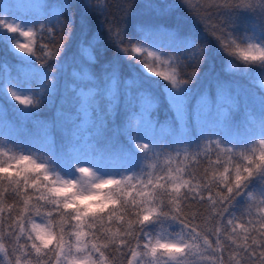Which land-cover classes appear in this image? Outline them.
Instances as JSON below:
<instances>
[{
  "label": "trees",
  "instance_id": "obj_1",
  "mask_svg": "<svg viewBox=\"0 0 264 264\" xmlns=\"http://www.w3.org/2000/svg\"><path fill=\"white\" fill-rule=\"evenodd\" d=\"M63 2L28 0V5H20L18 0H0V11L6 5L10 8L5 18L16 23L28 21L35 33L30 39L37 52L36 56L18 57L13 46L21 38L19 33H4L14 36L12 41L11 38L4 40L0 33V145L43 156L54 170L68 178L75 175L74 168L82 165V159L89 157L95 172L111 176L138 172L146 179L148 172L156 176L170 164L173 169L184 168V178L190 179L203 176L209 157L213 161L217 159L212 141H220L222 148L235 147L234 152L240 153L254 141L264 139V90L258 85L264 70H244L238 65L229 68L232 61L220 50L222 44L217 39L220 36L227 43L232 33L247 32L264 40V33L259 31V6L255 0H243L253 2V9H231L238 17L234 26L225 27L223 33L216 31L215 35L211 23L223 19L222 13L229 11L223 7L226 0H189L188 3L184 0H91L87 7L85 0H67L71 7L65 8L60 16L67 28L60 32L53 21L49 25L53 27L52 33L41 29L40 16L45 17L41 23H47L48 15L58 11ZM233 2L240 3V0ZM129 3L132 8H127ZM148 3L165 11L151 10L146 6ZM208 14L213 16L212 21L207 19ZM82 24L86 25L83 32ZM139 24L176 30L178 43L191 41L205 49V59L195 69L197 76L179 93L171 89L168 81L148 72L142 62L147 61L154 71L183 79L193 71L187 65L194 50L176 46L166 37L160 38V48L152 47L138 30ZM121 28L123 33L119 31ZM121 37L123 42L117 45ZM141 41L149 50L158 51L160 59L130 50L131 45ZM41 45H47L51 51L60 45V57L44 56ZM125 46L129 47L127 54L122 51ZM46 78L52 86L40 96L38 108H25L7 95L8 82L28 88V95H35L40 93ZM218 86L227 90L232 101L228 116L222 121L215 115ZM169 99L180 105L182 119L177 118ZM208 106L213 111L198 119L197 110L206 112ZM134 118H139V124L132 129L130 122ZM135 143L149 144L161 154L157 156L153 152L145 159ZM221 159L222 162L231 160L232 165L242 163L233 155L221 154ZM262 184L264 176L251 178L233 199L230 215L225 213L223 222L232 217L237 218V223L255 220V212L252 216L245 212L246 195L250 191L264 192ZM14 199V194L9 193L5 207ZM51 207L55 214V206ZM192 211L204 212V209L196 204ZM3 215L7 219L8 211ZM196 223L203 221L198 218ZM153 227L149 226L148 231ZM169 227L175 231L177 226ZM211 240L214 242L215 237ZM222 242L227 247L209 253L211 264H220L221 260L232 264L230 251L242 252L231 241L222 238ZM240 242L238 239L237 243ZM238 259L241 264H250L244 256Z\"/></svg>",
  "mask_w": 264,
  "mask_h": 264
},
{
  "label": "snow or ice",
  "instance_id": "obj_2",
  "mask_svg": "<svg viewBox=\"0 0 264 264\" xmlns=\"http://www.w3.org/2000/svg\"><path fill=\"white\" fill-rule=\"evenodd\" d=\"M185 3H188L189 0H184ZM259 6V17L260 24L259 30L264 33V0H255ZM91 4V0H85V6ZM149 9L155 10L158 13L165 11L163 8L148 3L146 5ZM71 4L64 0L61 3L60 8L55 13L49 14L47 18V23H41V20H44V16H40L41 29L47 31L48 33L53 32V27L49 25L53 24L55 21V26L59 28L60 32H63L67 25L60 20V16L63 15V10L65 8H70ZM171 7V6H170ZM226 11L222 13L223 19L218 20L217 22L211 23L212 34L215 35L216 31L224 32L225 27L232 28L235 21L237 20V15L234 11H231L233 8H246L253 9L254 3H244L243 0H240V3H234L233 0H226L223 5ZM127 8H132V4H128ZM10 8L6 5L3 11H0V30H3L0 33H3V39L8 40L11 38V41L15 39L14 36H8L6 33H17L19 32L20 36L29 38L28 43H16L15 48L18 49L20 53H27L30 56H36L37 52L33 50L31 37L34 36V31L31 27H27L26 30L21 31L22 28L19 23H16L14 20H9L5 18L4 14H8ZM204 17H202L203 19ZM207 19L209 21L213 20V16L208 14ZM37 23V24H38ZM86 28V25L82 24V32ZM139 31L144 33L145 41L147 44H150L152 47L160 48V38L166 37L168 41L172 44L194 50L193 55L188 57L190 63L187 67H191L193 71L183 79H179L175 74H164L161 71H154V68L150 66L147 61H143L144 67L148 72H153L155 76L162 77L163 80L169 81L171 83V89L176 93H179L180 90L189 85L192 82V78L197 76L195 69L199 66V63L205 59V49L199 47L197 44H194L191 41H185L178 43L176 40L177 31L162 28L155 25L149 24H139L137 25ZM123 33V29H119ZM110 35L112 34V26H109ZM217 39L220 40L223 45V40L220 36H217ZM122 37L117 41V45L122 43ZM43 49V55L56 59L60 57L62 48L60 45L55 47V51L48 50L47 45H41ZM150 48L146 46L144 41L139 42L138 45H131V51L135 53L146 52L147 57L155 58L159 60L160 57L157 55L158 51L149 50ZM122 51L127 54L129 47L125 46ZM140 62V61H138ZM234 67V66H233ZM47 85V87H45ZM52 82L46 78L43 80L41 91L38 94H35L38 97V100L31 106V108H38L40 106L41 100L40 96L44 95L45 90L51 88ZM8 88L14 89L13 86ZM13 95H21L17 91H13ZM227 100V103L224 101ZM28 101L25 99L20 100V104H27ZM232 104L231 99L229 98L227 90L223 86H218L217 88V103L215 105V115L218 120L222 121L227 118L229 113V106ZM209 106L207 107L206 112H201L200 109L196 112V117L199 119L201 117H207L210 112H212ZM178 119H182V114H177ZM139 124V118H134L130 122L132 129H135ZM135 142V137H133ZM264 142V139H261ZM212 144L215 145L217 159L213 161L209 157L208 167L204 169L203 176H191L190 179L184 180V177L180 175V172L177 169H173L170 164L168 166V176H162L158 174L155 176V179L151 180L148 183H136L132 178H126L123 180V183L129 185L131 192L136 195H143L148 192L150 189L155 190L156 188L160 189L167 197L166 203L162 200V209L164 210L165 217H170L171 220L180 223L188 233H190L197 240L201 239L202 236L207 237L208 243L211 245L209 253L214 254L220 251L222 248L227 246L223 244L222 238L231 241V244L236 246V249H241L242 252H237L235 249H232L229 254V260L232 264H241L238 257L244 256L250 262V264H264V225L257 223L256 220L250 219L247 224L243 221L239 223L236 222V217L227 219V222L224 223L225 213L230 215V206L233 199L236 196L240 195V189L245 187L249 177V170L247 167L238 168L239 175L235 177V182L231 180L229 183L225 184L223 188L219 187V183L210 182V177L219 176L221 174L222 166L226 162H222L221 154L233 155L234 148H222L220 141H212ZM136 149L143 154L145 159L150 158L153 152L159 156L161 153L157 151L158 148H153L151 145L146 143H135ZM19 161H23L25 158H18ZM30 159V158H29ZM172 157H168V160L171 161ZM32 165L28 171H34L39 177V173L43 171L39 167H35V161L32 162ZM219 165V167H217ZM79 171L84 174H89L91 168L87 166H78ZM163 171V170H161ZM184 173L186 172L183 169ZM175 173V175H173ZM211 173V175H209ZM13 177H16L15 183ZM169 177L173 179L184 180V183L187 185V191H182L184 188L179 185L172 184L169 187ZM50 178L44 176L43 178H37L35 180H29L23 177V174H17L14 170L6 168L3 174H0V244H3L5 240H8L13 245L12 252L10 254L11 264H60L57 256L58 254H63V237L61 236V244L57 246L56 251H51L52 241L50 239L45 240L43 237V229H37L35 225L31 224V221L37 216L44 213H51L53 216L57 215V208L55 205L46 204L45 201L48 197H62L68 191L71 190L70 186L64 188H57L53 184L49 185ZM7 181L8 183H6ZM196 181V183H193ZM111 181L102 184L101 187H107ZM239 185V187H237ZM200 189V190H197ZM223 189V191H221ZM208 193L205 196V193ZM14 194V202L8 204L6 207V201L8 199V194ZM182 193V195H180ZM192 193H195L193 195ZM94 199L93 197H84L78 200L79 206L83 207L85 211L82 214L76 215V220H80L82 216L96 215L98 212H102L103 208L94 204H91L90 201ZM133 207L136 206L138 201L135 200L133 196ZM187 201L188 203H185ZM214 203H211L213 202ZM196 202V203H193ZM179 204V207L176 208V212H172V208ZM196 204H199L200 207L204 209V212L192 211L196 207ZM51 206H55L54 210ZM65 208H72L71 204H65ZM185 208L188 211H185ZM8 211V217L5 219L3 213ZM215 213V215H213ZM121 216L126 217L125 221L121 224H116L115 221L111 223L101 222L95 223L90 228L89 231L92 234L91 247L97 252V255H102L105 253L108 247L111 248L110 253H108L107 259L111 261V264H143V257L147 255L145 252L144 240L147 238L148 233L144 230L145 226L139 224V211L133 214L127 206H125V211L121 213ZM191 217V219H189ZM201 219L203 223L197 224L196 220ZM144 220L147 221L148 217L145 216ZM5 224L7 229L5 230ZM31 225V227H30ZM72 227H78V225H73ZM231 228V232H228V228ZM200 235H197V234ZM245 234L241 236L240 234ZM108 234H111L109 236ZM72 235L75 236L77 240L82 239L85 236L83 232H73ZM211 237H215V241L212 242ZM35 238L36 241H39V245L33 242ZM240 239L242 242L237 243V240ZM110 243H105L109 241ZM250 241V243L248 242ZM72 245H68L69 254L72 252ZM178 251V250H177ZM51 252V255L49 253ZM188 264V262H185ZM220 264H224V261L221 260Z\"/></svg>",
  "mask_w": 264,
  "mask_h": 264
},
{
  "label": "clouds",
  "instance_id": "obj_3",
  "mask_svg": "<svg viewBox=\"0 0 264 264\" xmlns=\"http://www.w3.org/2000/svg\"><path fill=\"white\" fill-rule=\"evenodd\" d=\"M20 30L24 31L25 29L21 28ZM220 50L232 61L228 65L229 68H235L238 65L244 70L251 68L264 70V40H260L251 33H232L228 42L223 43ZM169 84L171 87L170 82ZM258 85L264 90V74L260 75ZM13 91L15 90L11 88L6 89L9 98L19 105H21V99L27 100V104L21 105L25 108L31 107L38 100L36 95H13ZM233 156H238L242 163L232 165L231 160L227 161L222 166L221 174L210 177V182H218L220 188H223L230 180L234 183L235 177L239 175L238 168L240 167L248 168L250 179L257 175L264 176V142L261 139L254 141L250 147L240 153L234 152ZM20 157L25 159L19 161L18 158ZM33 161H35V167L43 170L39 173V177L34 171H28L33 166ZM6 168L14 170L17 174L22 173L23 177L29 180L47 176L50 178L49 185L54 184L57 188L70 186L71 190L64 196L48 197L45 201L46 204L56 206L57 215L44 213L31 221V224L35 225L37 229H43L45 240L50 239L52 241L51 251H56L57 246L61 244V236L63 237V254L57 256L60 264H111V261L107 259L108 253L111 251L110 247L102 255H97V252L90 246L92 234L89 228L93 224L101 222L111 223L115 221L116 224H121L126 219V217L121 216V213L125 211V206L133 214L139 211V224L137 226L144 225V230L148 233L147 238L144 240L145 245H147L145 248L147 255L143 257V264H185V262L189 264L190 257L209 253L210 251L211 245L208 243L206 236H202L201 239L197 240L180 223L171 220L170 217H165L161 202L162 200L166 203L170 202L167 201L166 195L160 189L156 188L154 191L150 189L143 195H136L131 192L128 184L122 182L126 178H132L136 183H148L155 179L152 172H148L145 179L138 172L119 176H101L92 169L86 175L75 167V175L68 178L54 170L43 156L35 153L26 154L13 149L11 146L0 145V174H3ZM175 169L184 177V168L176 167ZM141 171L144 170L141 169ZM160 174L168 176V167ZM184 180L187 179L184 178ZM184 180L169 177V187L176 184L189 190ZM15 181L16 177H13L11 183H15ZM108 181H111V183L107 187H101L102 184ZM247 184L245 187H247ZM133 196L138 201L135 207L132 206ZM84 197H93L94 199L90 203L102 207L103 211L94 216H82L78 221L76 215L85 211L83 207L79 206L78 200ZM211 203H214V201ZM65 204H71L72 208H65ZM178 207L179 204L177 203L172 208V212L175 213ZM245 212L249 216H252L255 212L256 222L264 225V192L250 191L247 193ZM145 216L148 217L147 221L144 220ZM73 225H78V227H72ZM170 225L177 226L176 230H170ZM149 226H154L151 231H148ZM74 231L83 232L85 236L77 240L72 235ZM108 235L111 236V234ZM33 242L38 245L40 243L35 238ZM105 243H110V240ZM69 244L72 245L73 249L71 254L68 251ZM12 247L13 245L8 240L0 244V264H11ZM49 255H51V252ZM204 258L207 259L208 257L204 256Z\"/></svg>",
  "mask_w": 264,
  "mask_h": 264
},
{
  "label": "rangeland",
  "instance_id": "obj_4",
  "mask_svg": "<svg viewBox=\"0 0 264 264\" xmlns=\"http://www.w3.org/2000/svg\"><path fill=\"white\" fill-rule=\"evenodd\" d=\"M18 1L20 2V5H28V0H18ZM17 23H19L21 25V27L24 28L25 30L27 29V27H30L28 21L25 20V19L24 20H20V22H17ZM28 42H29V38H25V37L21 36L20 40H18L16 43H28ZM13 50L15 51L17 56L22 58V59H24V58H26L28 56L27 53H20L18 51V49L15 48V45L13 46ZM9 86H13L14 90L17 91L21 95H28V93H29V89L28 88L18 87V86H15L14 84L8 82L7 83V88ZM169 102H170V104L172 106V109L176 113V115L178 113L181 114L180 105L175 100H172V99H169ZM262 106L264 107V102L263 101H262ZM18 151H21V152L26 153V154L29 153L28 151H25V150H18ZM200 152H202V149H200ZM89 163H90V158L89 157H85V158L82 159V165H80V166H87V167L91 168ZM91 169H93V168H91ZM96 173H98L101 176H111L108 173L107 174L106 173H102V172H96ZM73 176L74 175H71V177H73ZM204 256H207L208 258L205 259ZM210 260H211V257L209 255V253H203V254H198L196 256L190 257L189 258V264H211L212 262Z\"/></svg>",
  "mask_w": 264,
  "mask_h": 264
}]
</instances>
